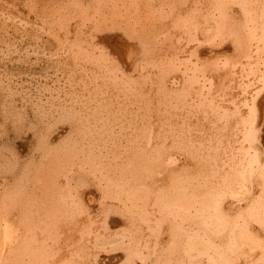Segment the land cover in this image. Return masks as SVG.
Instances as JSON below:
<instances>
[{
  "label": "bare ground",
  "instance_id": "obj_1",
  "mask_svg": "<svg viewBox=\"0 0 264 264\" xmlns=\"http://www.w3.org/2000/svg\"><path fill=\"white\" fill-rule=\"evenodd\" d=\"M0 264H264V0H0Z\"/></svg>",
  "mask_w": 264,
  "mask_h": 264
}]
</instances>
